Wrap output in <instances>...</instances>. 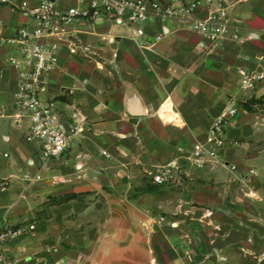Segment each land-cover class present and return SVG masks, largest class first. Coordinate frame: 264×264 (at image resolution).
<instances>
[{"label":"crops","instance_id":"crops-1","mask_svg":"<svg viewBox=\"0 0 264 264\" xmlns=\"http://www.w3.org/2000/svg\"><path fill=\"white\" fill-rule=\"evenodd\" d=\"M22 1L42 0L0 7V179L9 182L0 228L25 231L6 245V264H264V79L247 89L242 75L264 74V4L233 7L240 39L218 45L181 17L153 19L140 40L107 20L74 26L97 56L64 46L44 94L85 131L64 158L44 161L26 141L30 120L16 118L19 70L9 60L21 58L14 40L31 25L12 8ZM251 99L263 104L247 111ZM229 108L225 165L192 166L186 155ZM174 161L189 175L155 185L147 171ZM193 214L201 222L185 223Z\"/></svg>","mask_w":264,"mask_h":264},{"label":"built area","instance_id":"built-area-1","mask_svg":"<svg viewBox=\"0 0 264 264\" xmlns=\"http://www.w3.org/2000/svg\"><path fill=\"white\" fill-rule=\"evenodd\" d=\"M248 0H77L71 7L62 8L55 0H42L37 6L22 1L13 6L31 20V25L21 27L14 40L20 45L19 57L9 63L19 70L16 93V118H28L30 128L26 141L40 145L44 161L62 159L70 150L75 138L84 133L80 120L70 122L57 109L55 100L44 94L45 78L55 72L60 63V53L67 46L72 56L96 58L92 48L75 37L73 27L80 23L110 21L135 29L138 40L145 36V29L153 19L181 17L191 23L192 30L204 40L218 45L228 39H240L239 28L231 20L232 8ZM9 0H0V7ZM161 38L158 37V40ZM103 40H108L103 36ZM245 88L254 89L264 79L262 73H243ZM236 109L229 108L212 123L204 141L186 155L196 168L225 165L222 153L227 147L226 129ZM231 172L237 171L231 166ZM255 172L235 180L246 182ZM147 174L162 186L180 183L189 172L178 161L155 164ZM37 179H41L37 176ZM57 181V180H56ZM9 182L0 179V189ZM25 231L7 224L0 228V264L5 262V247Z\"/></svg>","mask_w":264,"mask_h":264},{"label":"rangeland","instance_id":"rangeland-1","mask_svg":"<svg viewBox=\"0 0 264 264\" xmlns=\"http://www.w3.org/2000/svg\"><path fill=\"white\" fill-rule=\"evenodd\" d=\"M261 3V4H264V1L263 0H248L247 2H244V3H241L242 5H248V4H252V3ZM238 5H240V4H237V5H235L234 7H236V6H238ZM155 185H157V186H162V185H158V184H155ZM133 196H135V197H137V196H139V195H129V197H133ZM208 214V213H207ZM180 217V215H173L172 216V218L174 219V218H179ZM187 219H185V220H187V221H184L185 223H187L188 224V222H190V223H196V222H201L200 221V218L199 219H197L198 218V215H195V214H193V215H190V216H185ZM165 219L164 218H162L161 219V221H164Z\"/></svg>","mask_w":264,"mask_h":264},{"label":"trees","instance_id":"trees-1","mask_svg":"<svg viewBox=\"0 0 264 264\" xmlns=\"http://www.w3.org/2000/svg\"><path fill=\"white\" fill-rule=\"evenodd\" d=\"M255 104H263V100H256V99H251L245 103H243V107L247 110V111H252V107L251 105H255ZM74 196H69V197H65L63 199H61V203L62 202H66V201H69L71 199H73Z\"/></svg>","mask_w":264,"mask_h":264},{"label":"bare ground","instance_id":"bare-ground-1","mask_svg":"<svg viewBox=\"0 0 264 264\" xmlns=\"http://www.w3.org/2000/svg\"><path fill=\"white\" fill-rule=\"evenodd\" d=\"M172 116H174V117H177V116H175L174 114H171Z\"/></svg>","mask_w":264,"mask_h":264},{"label":"water","instance_id":"water-1","mask_svg":"<svg viewBox=\"0 0 264 264\" xmlns=\"http://www.w3.org/2000/svg\"><path fill=\"white\" fill-rule=\"evenodd\" d=\"M137 112L139 111V110H136Z\"/></svg>","mask_w":264,"mask_h":264}]
</instances>
